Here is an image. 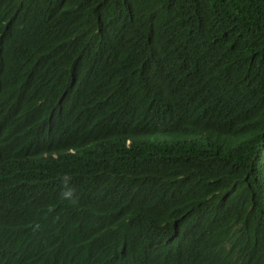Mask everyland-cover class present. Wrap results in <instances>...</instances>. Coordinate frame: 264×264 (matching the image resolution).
<instances>
[{
  "label": "trees",
  "instance_id": "trees-1",
  "mask_svg": "<svg viewBox=\"0 0 264 264\" xmlns=\"http://www.w3.org/2000/svg\"><path fill=\"white\" fill-rule=\"evenodd\" d=\"M0 264H264V0H0Z\"/></svg>",
  "mask_w": 264,
  "mask_h": 264
},
{
  "label": "clouds",
  "instance_id": "clouds-1",
  "mask_svg": "<svg viewBox=\"0 0 264 264\" xmlns=\"http://www.w3.org/2000/svg\"><path fill=\"white\" fill-rule=\"evenodd\" d=\"M126 220H128V219H127V216L125 217L124 223H125Z\"/></svg>",
  "mask_w": 264,
  "mask_h": 264
}]
</instances>
